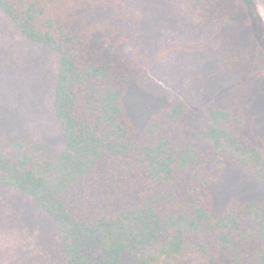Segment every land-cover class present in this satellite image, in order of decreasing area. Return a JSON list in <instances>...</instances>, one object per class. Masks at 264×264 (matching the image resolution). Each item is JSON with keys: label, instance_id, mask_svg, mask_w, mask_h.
I'll return each mask as SVG.
<instances>
[{"label": "trees", "instance_id": "trees-1", "mask_svg": "<svg viewBox=\"0 0 264 264\" xmlns=\"http://www.w3.org/2000/svg\"><path fill=\"white\" fill-rule=\"evenodd\" d=\"M181 2L253 38L222 60L216 85L201 71L138 126L124 99L149 63L140 20L99 0H0L14 30L55 59L64 141H1L0 183L51 217L63 264H264V195L216 199L228 170L264 194V0ZM106 43L135 54H105Z\"/></svg>", "mask_w": 264, "mask_h": 264}, {"label": "rangeland", "instance_id": "rangeland-1", "mask_svg": "<svg viewBox=\"0 0 264 264\" xmlns=\"http://www.w3.org/2000/svg\"><path fill=\"white\" fill-rule=\"evenodd\" d=\"M99 1L101 10L124 11L143 26L149 63L124 99L129 118L138 126L168 107L201 71L216 85L222 79V60L242 55L253 38L231 21L194 19L181 0ZM258 12L264 22V7L259 4ZM106 44L105 54H135L128 46ZM55 77L53 55L27 42L0 10V142L31 139L55 151L64 148L53 108ZM263 195L247 176L231 170L216 189L220 205L232 197ZM63 263L61 233L51 217L31 198L0 183V264Z\"/></svg>", "mask_w": 264, "mask_h": 264}]
</instances>
